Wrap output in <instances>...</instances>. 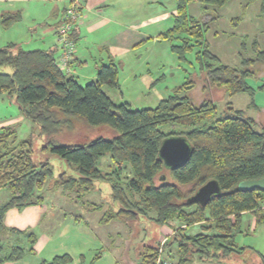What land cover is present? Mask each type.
Masks as SVG:
<instances>
[{"label":"trees","instance_id":"trees-1","mask_svg":"<svg viewBox=\"0 0 264 264\" xmlns=\"http://www.w3.org/2000/svg\"><path fill=\"white\" fill-rule=\"evenodd\" d=\"M195 1L208 9L223 7L231 0H176L175 25L160 38L181 42L172 45L180 60L198 48L197 57L210 87L229 95L253 94L247 83L252 71L211 62L217 58L205 44L207 24L201 25L187 14ZM262 10L264 13V0ZM20 21V11L1 16L4 29ZM74 28L70 39L76 44ZM60 62L56 50H25L17 43L0 47V94L7 95L24 120L39 128L43 141L37 148L33 136L19 140L15 127L0 126V189L7 188L12 196L2 208L3 214L15 206L31 205L35 194L53 177L46 156L34 159L36 148L44 155L60 157L69 169L52 188L83 195L94 191L99 182L110 185L118 210L101 223L117 220L132 227L142 217H149L159 227L179 224L163 246L144 245L139 264H167L161 258V247L175 248L178 264L188 263L195 254L203 261L222 260L239 250L235 237L245 214L254 217L256 226L264 224V191L238 190L242 181L264 179V127L255 131V120L244 117L242 111L231 109L230 114L219 117L211 101L195 104L181 95L193 88L190 82L155 107L132 110L129 103L115 104L104 90L105 86L120 89L119 67L113 60L101 64L96 79L84 86ZM257 62L264 63V51L245 63ZM170 137H184L193 148L189 161L177 169L167 168L159 156L162 141ZM104 156L109 157L105 170L101 168ZM164 172L170 179L162 182ZM212 180L221 187L219 195L205 207L186 203ZM191 208L195 209L189 211ZM197 226L201 232L190 234ZM261 259L264 264V256ZM71 263L72 258L63 255L42 264Z\"/></svg>","mask_w":264,"mask_h":264},{"label":"rangeland","instance_id":"rangeland-1","mask_svg":"<svg viewBox=\"0 0 264 264\" xmlns=\"http://www.w3.org/2000/svg\"><path fill=\"white\" fill-rule=\"evenodd\" d=\"M262 1L231 0L223 7L208 9L195 1L187 8L189 17L201 25L207 24L205 44L210 54L217 58L211 62L252 71L247 83L254 90L253 94L229 95L222 89L210 87L206 84V72L197 57L198 48L187 53L185 60H180L172 52V45L179 46L181 42L160 38V34L175 25L176 0H132L128 12L130 21L164 12H168L171 18L161 25L154 21L148 28L156 38L147 39L132 48L131 52L118 55L116 64L119 67L120 89L105 86V92L115 104L130 103L132 110H140L157 106L160 96L166 98L178 87L190 82L193 88L184 90L181 95L189 96L197 105L204 100L211 101L217 107L219 117L230 114L231 109L242 111L244 117L255 120V131H261L264 127V63L249 65L245 62L256 59L258 52L264 51ZM54 21L56 17L51 8L43 15L34 11L21 12V21L7 29L1 26L0 18V47L13 42L25 50L45 49L40 46L41 41L46 36V26ZM94 39L95 35L92 41ZM98 48L94 47L91 51H98ZM93 67L94 62L90 61L88 67H84V74L91 75ZM80 79L83 86L89 83ZM148 81L156 83L152 92ZM18 114L9 97L0 94V122L10 117L14 119ZM8 125L16 128L19 140L33 136L36 147L43 146L39 128L34 123L20 120ZM105 132L108 134V131ZM45 156L53 166L54 175L47 186L35 194L31 205L15 206L3 214L2 208L12 196L7 188L0 189V264H42L63 255L72 258L71 264H139V254L144 245L159 243L163 246L173 229L179 227L177 222H171V226L163 230L149 217H142L132 227L117 220L109 224L101 223L102 219L118 210V205L112 200L110 185L99 182L94 191L83 195L62 187L52 188L64 173L69 174V169L60 157L44 155L35 148L36 161L46 159ZM108 158H101L103 170ZM163 175L166 180L170 179L167 172ZM254 221L251 214H245L241 231L236 234V244L239 250H244L230 254L222 259V263H219L220 260L203 261L195 254L186 264H262L264 224L254 227ZM198 232H201L198 226L189 230L190 234ZM161 250V258L167 264H178L175 248L161 247ZM18 252L21 253L20 258L14 259Z\"/></svg>","mask_w":264,"mask_h":264},{"label":"crops","instance_id":"crops-1","mask_svg":"<svg viewBox=\"0 0 264 264\" xmlns=\"http://www.w3.org/2000/svg\"><path fill=\"white\" fill-rule=\"evenodd\" d=\"M131 3L132 0H0V18L5 13L17 11H21L23 14L34 11L43 15L51 8L56 21L46 26L47 33L40 46L45 48L43 50H56V58L60 62L65 51L58 42V25L66 18L65 14L69 7L80 8L82 17L76 22L74 28L76 44L74 43L73 53L69 57L68 67L70 73L77 77L79 82L80 78L91 82L96 79L100 64L106 65L111 60L116 63L118 55L131 52L132 48L155 36L148 29L154 21L161 25L171 18L168 12H164L158 16H148L138 21H130L128 12L131 9ZM94 35L95 39L92 41ZM94 47H99L98 51H91ZM90 61L94 62L93 72L91 75H85L84 67H88ZM148 83L149 90L152 92L156 83L151 84L152 81H148ZM158 99L161 101L164 98L160 96ZM20 120L24 119L19 113L14 119L10 117L7 121L0 122V126ZM254 227H256L255 221ZM165 228L166 226L163 227V230ZM220 262L222 263V260Z\"/></svg>","mask_w":264,"mask_h":264},{"label":"water","instance_id":"water-1","mask_svg":"<svg viewBox=\"0 0 264 264\" xmlns=\"http://www.w3.org/2000/svg\"><path fill=\"white\" fill-rule=\"evenodd\" d=\"M193 148L184 137H170L162 141L159 156L169 169H177L186 164L192 154ZM166 177H160L164 182ZM240 191H264V179L242 181L238 185ZM221 187L216 180L207 182L193 196L187 199L188 205L205 207L213 196L221 193Z\"/></svg>","mask_w":264,"mask_h":264},{"label":"built area","instance_id":"built-area-1","mask_svg":"<svg viewBox=\"0 0 264 264\" xmlns=\"http://www.w3.org/2000/svg\"><path fill=\"white\" fill-rule=\"evenodd\" d=\"M82 17L81 11L75 6H71L66 11V20L57 31L58 42L62 45L65 53L61 59L60 65L68 67L69 57L73 53L74 43L70 39V33L74 28L75 22Z\"/></svg>","mask_w":264,"mask_h":264}]
</instances>
